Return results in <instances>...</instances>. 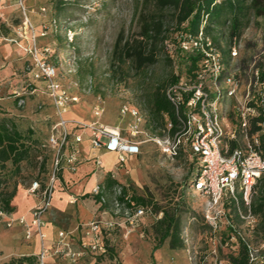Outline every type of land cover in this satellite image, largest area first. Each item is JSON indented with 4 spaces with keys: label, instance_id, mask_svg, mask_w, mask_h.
<instances>
[{
    "label": "rangeland",
    "instance_id": "374dc122",
    "mask_svg": "<svg viewBox=\"0 0 264 264\" xmlns=\"http://www.w3.org/2000/svg\"><path fill=\"white\" fill-rule=\"evenodd\" d=\"M141 3L142 0H0V119L11 117L21 131L30 129L40 147L51 154L46 140L58 120L56 110L44 94H30L34 85L39 89L44 85L32 78V52L36 48L38 58L57 68L59 83L78 93L79 102L68 107L64 119L86 125L104 124L139 144V153L126 159L125 168L113 174L114 178L110 176L130 195L143 198L153 213H160L161 218L165 212L174 217V238L181 247L171 249L167 238L154 251V264H227V256L238 250L239 237L262 251L264 231L259 230V221L245 204L242 193L236 189L234 197H225L215 225L208 223L205 198L187 185L194 159L189 148L185 145L178 156L167 157L151 139L163 133L167 136L169 126L156 131L146 128L143 97L157 84H168L173 76H188L187 62L177 55L178 45L166 43L165 54L146 72L132 70L122 77L114 76L116 68L111 66V57L115 40L118 35L130 37L136 31L135 13ZM41 32L45 35L41 36ZM236 43L235 57L231 56L232 49L221 54L223 74H234L243 87L251 67L264 65V21L252 18ZM243 89L236 99L224 100L222 108L230 119L235 116L233 111ZM124 106L134 109L139 120L121 114ZM97 107L101 112L96 113ZM75 108H80V120L70 117ZM238 144L244 145L240 140ZM41 160L39 157L36 161ZM37 173L38 164L33 168L23 163L21 174L11 179L10 185L16 180L18 186L29 187L39 179ZM252 196L255 198L256 194L251 195L250 201ZM249 211L253 220L244 218ZM159 219L147 216L139 228L129 233L116 228L105 234L109 254L100 259L94 257L95 261L97 258L99 264H148L158 241ZM0 225L6 227L5 223Z\"/></svg>",
    "mask_w": 264,
    "mask_h": 264
},
{
    "label": "built area",
    "instance_id": "2783aa9c",
    "mask_svg": "<svg viewBox=\"0 0 264 264\" xmlns=\"http://www.w3.org/2000/svg\"><path fill=\"white\" fill-rule=\"evenodd\" d=\"M40 35L44 36L45 33L41 32ZM191 47L201 50V66L204 70L194 80H181L165 89V95L178 118V130L171 136L154 137L151 140L167 157L178 156L185 145L192 156L197 157L199 167L189 187L205 198V219L215 225L216 215L222 214L224 198L234 197L236 189L242 193L243 200L250 209L249 198L256 182L264 174V78L259 65L251 67L243 87L234 74L224 75L221 54L211 39L201 31L196 37H186L180 44L182 50L188 51ZM236 48L237 43H234L231 47L233 57L237 55ZM44 51L47 52L48 49ZM32 54V78L43 81L44 85L40 89L34 85L30 88V94H44L55 108L58 120L52 125L46 140V147L51 152L48 171L44 178L33 181L28 187V192L38 197V203L32 209L30 222L23 218L17 221L24 228L25 239L30 240L35 236L41 243V250L36 255L38 264H47L50 257L63 259L65 264H77L87 255L97 257L106 252L105 234L116 228L129 233L133 228H139L147 216L159 219L161 214L153 213L148 206L136 205L129 191L119 184L114 186L109 196L104 193L102 184H96L90 195L99 197L95 201L98 208L108 204V208L103 210L107 219H93L82 225V237L76 249L67 242L64 231L57 232V240L52 245H44V216L51 208L58 175L62 166L70 171L77 168L81 161L77 146L85 131L93 149L117 155L112 178L113 174L125 168L127 156L139 153V144L124 138L116 128L64 119L63 115L68 107L79 102L78 93L70 92L59 83L57 68L38 58L36 48H33ZM261 56L264 59V53ZM221 83L225 86L222 87ZM242 89V96L235 105L236 111H233L235 116L230 119L228 112L222 108L224 100L236 99ZM99 112L101 109L97 107L96 113ZM120 112L139 120L134 109L124 106ZM253 119H257L256 130L251 132ZM239 140L244 145H239ZM95 165L101 166L99 159H95ZM74 202L71 199V203ZM6 216L7 214L0 212V218ZM244 218L253 220L250 211ZM12 223L13 220L10 219L5 221L7 228ZM245 243L250 263L256 262L259 250Z\"/></svg>",
    "mask_w": 264,
    "mask_h": 264
},
{
    "label": "trees",
    "instance_id": "16d2710c",
    "mask_svg": "<svg viewBox=\"0 0 264 264\" xmlns=\"http://www.w3.org/2000/svg\"><path fill=\"white\" fill-rule=\"evenodd\" d=\"M140 9L135 13L137 29L130 37L118 35L112 50L111 66L116 68L115 75L124 76V72H146V69L154 66L160 60L166 43L177 44L178 57L187 62V78L171 77L169 83L157 84L152 91L143 97L141 108L147 113L146 128L156 131L165 130L168 125V135H173L178 130V118L175 110L165 95V89L181 80H194L197 74L204 70L201 66L203 54L199 48L191 47L188 51L180 48L181 42L186 37H196L201 31L205 37L213 42L215 48L223 56L236 43L243 31L250 25L252 18L264 21V0H142ZM224 44V48L222 47ZM165 54V52H164ZM169 58V57H168ZM262 78H264V65L259 66ZM164 86V87H163ZM256 121L253 119L250 131L256 130ZM164 136L163 134L159 135ZM38 139L33 138L30 129L21 131L10 118L0 119V212L10 214L14 208L12 200L16 193L18 183L10 180L21 174L23 163L37 168L38 177L44 178L48 171L50 155L41 148ZM180 153V151H179ZM42 160L38 163L37 158ZM191 174L187 179V185L194 177L199 167L197 157L193 156ZM10 169H7V165ZM38 180V179H37ZM116 181L109 175L102 183L103 191L108 196L112 194ZM11 186V187H10ZM250 201L251 213L259 221V230L264 231V174L256 182ZM98 201L99 197H93ZM136 205L146 206L141 197H133ZM108 208V204L99 209ZM160 227L158 241L153 246L150 254V262L154 264L153 253L159 249L162 243L169 238L170 248L181 247V243L175 241L174 232L177 227L173 216L163 213L158 220ZM246 241L239 237L236 254L227 256V264H264V250L259 251L256 262L250 263ZM109 254L108 248L98 259ZM96 258L95 264H99ZM2 264H38L36 256L12 257Z\"/></svg>",
    "mask_w": 264,
    "mask_h": 264
},
{
    "label": "crops",
    "instance_id": "0c3cea01",
    "mask_svg": "<svg viewBox=\"0 0 264 264\" xmlns=\"http://www.w3.org/2000/svg\"><path fill=\"white\" fill-rule=\"evenodd\" d=\"M79 112L80 108H75L74 112L70 113V117L80 120L77 116ZM77 148L81 161L74 171L62 166L55 184L51 208L44 216L46 222L44 245H52L57 240V232L64 231L67 234V242L76 249L82 237V225L93 219H107V214L98 208L90 191L96 184L104 183L105 179L115 171L117 155L93 149L86 131ZM131 157L135 156H127V159ZM95 159L100 160V167L95 165ZM71 199L75 202L71 203ZM37 203L38 197L28 192V187L22 185L17 187L12 200L13 212L0 218L1 223H5L8 219L13 220L9 228L0 225V256L2 257L0 264L12 257L36 256L41 250V243L35 236L30 240L25 239L24 228L17 221L23 218L30 222L32 209ZM47 264H65V261L50 257ZM77 264H95V258L87 255Z\"/></svg>",
    "mask_w": 264,
    "mask_h": 264
},
{
    "label": "bare ground",
    "instance_id": "6f19581e",
    "mask_svg": "<svg viewBox=\"0 0 264 264\" xmlns=\"http://www.w3.org/2000/svg\"><path fill=\"white\" fill-rule=\"evenodd\" d=\"M66 114H67V112L63 115V117H65Z\"/></svg>",
    "mask_w": 264,
    "mask_h": 264
}]
</instances>
